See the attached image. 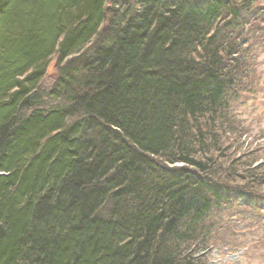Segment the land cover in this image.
<instances>
[{
  "label": "trees",
  "instance_id": "trees-1",
  "mask_svg": "<svg viewBox=\"0 0 264 264\" xmlns=\"http://www.w3.org/2000/svg\"><path fill=\"white\" fill-rule=\"evenodd\" d=\"M261 1L0 0V264H207L216 214L263 219Z\"/></svg>",
  "mask_w": 264,
  "mask_h": 264
},
{
  "label": "rangeland",
  "instance_id": "rangeland-1",
  "mask_svg": "<svg viewBox=\"0 0 264 264\" xmlns=\"http://www.w3.org/2000/svg\"><path fill=\"white\" fill-rule=\"evenodd\" d=\"M260 3L264 4V0ZM257 23L259 25L254 36L253 31L248 34V44L253 48V52L247 56L249 70L241 80L240 98L232 102L230 109L232 111L235 108L232 115L242 129H237V137L254 140V145H261V163L264 161V23ZM57 63L58 56L54 55L43 85H50L57 76ZM224 217L218 213L212 220L218 229L217 232L215 228L209 230L210 234L217 235L214 236L215 244L209 253L200 251L198 257L203 260L206 258L207 264H264V209L263 219L251 221L247 218L240 231L223 227Z\"/></svg>",
  "mask_w": 264,
  "mask_h": 264
}]
</instances>
